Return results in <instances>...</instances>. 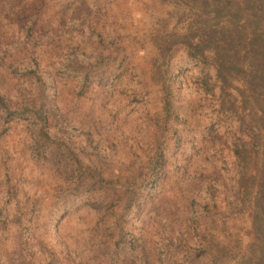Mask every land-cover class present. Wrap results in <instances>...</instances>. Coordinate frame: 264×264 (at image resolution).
Instances as JSON below:
<instances>
[{
    "label": "trees",
    "instance_id": "16d2710c",
    "mask_svg": "<svg viewBox=\"0 0 264 264\" xmlns=\"http://www.w3.org/2000/svg\"><path fill=\"white\" fill-rule=\"evenodd\" d=\"M105 1L0 0V139L18 128L16 152L69 177L57 181L61 218L73 213L83 226L82 237L77 230L68 236L74 244L70 249L63 241L65 234L57 237L60 221L56 223L62 257L73 252L83 256L84 250L92 253L84 264H129L128 254L135 252V264H159L150 234L140 230L136 247L130 240L133 233L126 221L137 212L147 232L165 235L158 241L164 246V264H183L194 256L204 261L201 264H264V0H161L172 9L156 15L147 32L148 75L159 99L145 138L132 137L129 148L139 155L132 165L114 162L107 146L98 145L90 130L94 118L71 111L90 88L106 95L113 69L109 57H119L113 36L105 41L99 32L98 45L90 41L92 46L81 50L94 32L90 23L89 31L84 27V19L95 17ZM180 8L190 18L178 33L169 20ZM178 47L210 67L212 81L207 70L202 72L204 93L214 96L218 114L233 120L234 129L229 165L223 159L220 174L211 177L197 173L196 164L189 169L190 163H184L170 177L172 186L179 187L174 195L161 187L164 166L179 155L180 160L187 155L194 162L199 159L192 145H171L167 137L177 116L168 62ZM66 86L73 89L69 96L64 95ZM7 159V149L0 148V212L4 208L12 222L6 227L7 219L0 221V232L8 230L10 237L8 250L0 249V264H25L27 239L21 237L20 214L33 207V201L18 193L4 165ZM211 187L218 188L214 218L207 207L208 198L213 199ZM246 219L247 228L241 231ZM195 225L198 234L193 238L189 230ZM172 240L174 258L165 252ZM180 252L184 257H178ZM45 264L55 262L51 258Z\"/></svg>",
    "mask_w": 264,
    "mask_h": 264
},
{
    "label": "rangeland",
    "instance_id": "374dc122",
    "mask_svg": "<svg viewBox=\"0 0 264 264\" xmlns=\"http://www.w3.org/2000/svg\"><path fill=\"white\" fill-rule=\"evenodd\" d=\"M99 8L95 17L88 16L84 19V27L88 29L90 23L94 27V32L90 39H86L85 44L87 45L81 50H88V46H92L90 41H95L94 46L98 45L96 33L99 32L100 38L105 41L113 36L115 40L113 45L120 47L119 57L113 59L109 57V65L113 69L109 72L107 85L104 87L105 91L107 90L106 95L100 92L97 95L95 90L90 88L86 92L88 95L84 94L83 98L77 101V105L71 107V111L75 115L79 110L80 112L84 111V114L88 113L89 117L94 118L93 129L90 130L95 134L94 140L98 141V145L107 146L113 153L112 160L114 162L119 159L124 164L132 165V160L138 159V157H134L138 154H133V149L129 148L133 140L132 137L140 140L145 138L149 129L147 121L150 120L153 111L157 108L159 99L156 86L150 81L148 75L151 51L147 34L148 28L154 24L156 15H164L166 9L172 8L168 2H161V0H106L105 4ZM43 14L44 12L41 15ZM189 18L190 15L187 10L181 8L175 10L171 13L169 27L175 32H182ZM9 25V29L14 26L10 22ZM51 30L57 31L59 28ZM118 41H122L121 45L118 44ZM168 67L172 78L173 107L177 114L175 123L170 125L167 132L169 144L177 145L179 143L182 147L192 145L191 152L197 157L199 155L197 162H194L193 159L195 158H189L188 155V157H182L180 160L181 156L179 155L176 161L173 158L170 163L164 166L161 187L166 191L170 189L171 193L175 195L179 187L172 186L170 177L184 163H190L189 169H192L196 164V172H202L200 175L213 177V175L220 174V171L217 170L224 167L222 160L228 161L231 158L230 139L234 124L233 120L229 121L227 116L223 117L218 114L214 96L204 93L201 84L202 72L207 70L210 75L208 81H212L210 67L190 58L183 47L173 50ZM65 91L64 95L67 96L73 93V89L68 86H66ZM102 95L104 97H101ZM111 137L113 138L110 139ZM0 148L7 149L8 159L4 165H7V170L9 173L11 172L10 177L13 178L14 183L16 182L18 193L27 197L29 201H33V207L27 209L24 214H20L21 223H24V226L20 227L21 237L27 239L26 248L23 250V253L26 254L25 264H45L49 263L51 258L55 264H84L85 259L92 253H86L82 250L83 256L73 252L68 257H62V252L57 243V237H60V234H65L66 237H63V241L72 249L74 244L68 241V236L77 230L80 233L78 238L82 237L80 231L83 224L78 223L77 215L69 213L61 218L64 210L59 203L60 199H57V195L61 193L60 188L57 187V181L60 183L66 177L69 180V177L57 172H50L51 170L40 161L34 162L27 155L24 156L22 153L16 152L20 149L18 128L14 131L8 130L3 134L0 139ZM135 149L139 152L137 148ZM174 149H176L175 146L172 150ZM227 161L226 163L229 165V161ZM1 179L2 175H0ZM195 191L197 192V189ZM199 191L202 193L201 189ZM217 191L218 188L214 187L208 191L209 195L213 196V199L208 198L209 203L207 205L209 214L213 218L218 215L215 213L217 212ZM1 194L3 191L0 189V196ZM169 199L170 201L167 202L172 204L171 199L173 198ZM195 201L197 202L196 199ZM4 211L5 209L2 208L0 221L7 219L4 224L8 227L12 222L8 220L9 215ZM9 212L12 213V209H9ZM130 215L126 223L130 232L133 233L130 237L133 246L136 247V238L140 230L145 231L147 235L152 236L150 238L152 253L159 260V264H164L163 261H160L162 254L164 255V246H161L158 241L165 235L161 234L160 237L156 232H147L144 227L139 225L137 212H131ZM58 221H60L57 231L59 236L56 237L55 225ZM148 227L150 226L148 225ZM193 227L192 231L191 229L189 231L192 232L191 235L194 238V232H197L198 227L196 225ZM240 228L241 231L247 228V219ZM94 232V229H91L90 233L94 234ZM244 237L243 234L242 239ZM9 239L8 230L0 232L1 250L7 249ZM60 239L62 237L59 238V241ZM174 243L175 241L172 240L171 245H168V250L165 251L166 255L173 254L174 246L172 244ZM189 251L190 253L195 252L196 248ZM181 256L184 257L183 252L178 254V257ZM174 257L175 254L172 255V258ZM192 258L193 260L183 262V264H201L204 262L200 261L199 256ZM134 259H136L135 252L129 253L126 262L135 264ZM88 261L87 264H93L91 260Z\"/></svg>",
    "mask_w": 264,
    "mask_h": 264
}]
</instances>
